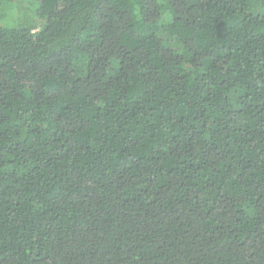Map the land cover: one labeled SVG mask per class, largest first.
Returning <instances> with one entry per match:
<instances>
[{
	"label": "trees",
	"instance_id": "trees-1",
	"mask_svg": "<svg viewBox=\"0 0 264 264\" xmlns=\"http://www.w3.org/2000/svg\"><path fill=\"white\" fill-rule=\"evenodd\" d=\"M0 264H264V0H0Z\"/></svg>",
	"mask_w": 264,
	"mask_h": 264
}]
</instances>
